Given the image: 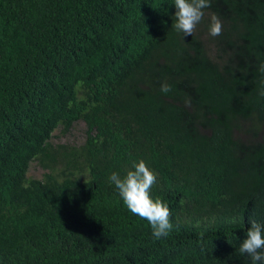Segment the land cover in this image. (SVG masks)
I'll list each match as a JSON object with an SVG mask.
<instances>
[{
	"label": "trees",
	"instance_id": "1",
	"mask_svg": "<svg viewBox=\"0 0 264 264\" xmlns=\"http://www.w3.org/2000/svg\"><path fill=\"white\" fill-rule=\"evenodd\" d=\"M175 11L0 0V264H251L239 247L264 225V0H211L184 38ZM80 121L84 142L52 141ZM140 160L172 214L159 240L109 179Z\"/></svg>",
	"mask_w": 264,
	"mask_h": 264
},
{
	"label": "clouds",
	"instance_id": "2",
	"mask_svg": "<svg viewBox=\"0 0 264 264\" xmlns=\"http://www.w3.org/2000/svg\"><path fill=\"white\" fill-rule=\"evenodd\" d=\"M175 22L172 27L183 38L193 35L197 25L204 18V9L211 7V0H174ZM222 34V22L215 14L210 16L209 35L218 37ZM264 71V65H261ZM161 92H170L171 86L161 85ZM134 170H128L126 175L121 176L113 172L109 177L111 183L118 189L123 203L127 209L142 220H146L152 228V234L159 240L166 237L171 231V211L168 205L160 198H153L152 187L157 183L156 174L147 167L143 160L133 164ZM240 254L246 255L251 264H264V225L252 220L246 230V239L239 247Z\"/></svg>",
	"mask_w": 264,
	"mask_h": 264
},
{
	"label": "rangeland",
	"instance_id": "3",
	"mask_svg": "<svg viewBox=\"0 0 264 264\" xmlns=\"http://www.w3.org/2000/svg\"><path fill=\"white\" fill-rule=\"evenodd\" d=\"M86 125L84 122H78L73 128L72 132L63 135L59 130L54 131L52 141L54 143H69V144H81L86 137ZM43 170L36 162H32L29 170V175L33 177H41Z\"/></svg>",
	"mask_w": 264,
	"mask_h": 264
}]
</instances>
